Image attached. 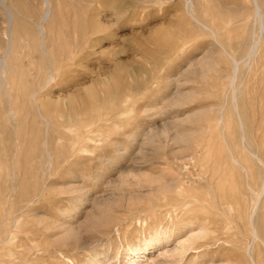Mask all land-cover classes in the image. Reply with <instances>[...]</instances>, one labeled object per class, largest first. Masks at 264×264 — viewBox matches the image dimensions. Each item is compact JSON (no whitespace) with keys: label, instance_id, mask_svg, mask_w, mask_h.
Segmentation results:
<instances>
[{"label":"rangeland","instance_id":"obj_1","mask_svg":"<svg viewBox=\"0 0 264 264\" xmlns=\"http://www.w3.org/2000/svg\"><path fill=\"white\" fill-rule=\"evenodd\" d=\"M1 2L0 264H264V0Z\"/></svg>","mask_w":264,"mask_h":264},{"label":"bare ground","instance_id":"obj_2","mask_svg":"<svg viewBox=\"0 0 264 264\" xmlns=\"http://www.w3.org/2000/svg\"><path fill=\"white\" fill-rule=\"evenodd\" d=\"M255 2H257V3H259L257 0H254ZM45 2V1H44ZM2 3H3V5H2ZM256 3V4H257ZM1 5H2V8L3 7H5V9L7 10L8 8H7V5L4 3V2H1L0 3ZM255 4V3H254ZM45 5H46V7H47V4L45 3ZM44 5V6H45ZM257 6V5H256ZM257 8H258V6H257ZM256 7H255V9H257ZM4 9V8H3ZM47 9V8H46ZM5 10V11H6ZM48 11V10H47ZM13 12V11H12ZM17 12V11H16ZM45 12H46V10H45ZM5 13V12H4ZM7 13V14H6ZM6 13H5V15H7V19H6V27H5V31H4V37H5V48H4V57L2 58V59H0V68H3V67H5V58H6V56L5 55H7V53H8V51L13 47V43H14V37H13V16L11 17V15H10V12H9V10H7L6 11ZM48 13V12H47ZM13 14V13H12ZM44 15H45V13H44ZM255 16L256 17H259L260 16V12H259V8L257 9V11H255ZM15 17V16H14ZM46 17V16H45ZM255 17V18H256ZM261 19V18H260ZM5 20V19H4ZM256 20H257V18H256ZM40 32V31H39ZM260 80V79H259ZM260 82H261V80H260ZM262 89H263V87H262ZM258 91V90H257ZM263 91V90H262ZM262 94V93H261ZM261 105V104H260ZM259 105V106H260ZM261 111V110H260ZM263 113V112H262ZM264 119V118H263ZM239 121H241L240 120V118H239ZM258 125V124H257ZM241 131H242V129H241ZM243 135V134H242ZM263 135V134H262ZM260 138H261V136H260ZM179 139H182L181 137H179ZM183 140V139H182ZM263 140V139H262ZM184 141V140H183ZM183 141H180V142H183ZM188 142V141H187ZM260 142H261V140H260ZM242 143V142H241ZM243 144V143H242ZM263 144V143H262ZM185 145H188V143L187 144H183V146L185 147ZM264 145V144H263ZM263 148V147H262ZM247 151V150H246ZM264 153V152H263ZM259 156H257V159L258 160H260V161H262L261 159H260V157L258 158ZM264 158V157H263ZM262 163V162H261ZM264 163V162H263ZM264 167V166H263ZM264 180V179H263ZM262 185V184H261ZM167 188V187H166ZM263 188V187H262ZM169 191V190H168ZM172 191V190H171ZM221 191V190H220ZM170 192V191H169ZM230 192V191H229ZM263 192V191H262ZM173 193V192H172ZM259 196V195H258ZM224 197V196H223ZM209 199V198H208ZM238 199V198H237ZM236 200V199H235ZM224 201V200H223ZM234 202V201H233ZM207 203V202H206ZM225 204V203H224ZM236 204H238V203H235V205ZM185 205V204H184ZM221 206V205H220ZM223 206V205H222ZM197 207V206H196ZM195 207V208H196ZM184 208V207H183ZM232 209H233V207H231ZM256 208V207H255ZM199 209V208H198ZM253 209H254V207H253ZM204 210V209H203ZM253 211V210H252ZM252 214V213H251ZM252 218H253V216L250 218L249 217V220H248V224H249V226H250V235H252V237H253V239L254 240H256L257 238H259V236H258V233H257V230H256V228H255V224H254V221L252 220ZM206 233V230L204 229V228H201L200 230H198V231H196V232H190V234L188 235V236H186L184 239H182V240H179L178 242H177V244H176V246L174 247V249H172L173 251L171 252L172 254H174V255H177V256H179V257H181L182 255H184L187 251L189 252V249L190 248H192V245L199 239V238H201L204 234ZM159 234V233H158ZM102 235V234H101ZM93 237V236H92ZM99 237H101V236H99ZM89 238V237H88ZM88 238H86V239H88ZM97 239H98V237H96ZM94 239V237H93V241H86V242H83V247H89L91 250H92V253L94 254V256H98V250L96 251L95 250V244L98 242V240L97 239ZM164 239L166 242H167V240L169 239V236L168 235H162V236H160V237H158L157 235H155V236H153V237H151L150 239H148V240H144L142 243H139V244H134V245H132L131 246V249H130V251L129 252H127L126 254H125V259H127V261H125V264H138V261H136L135 259H133L134 258V255H136V254H138V253H144V252H147V250L149 249V248H154L158 243H159V241H160V239ZM89 240V239H88ZM85 241V240H84ZM102 242V241H101ZM161 243V242H160ZM102 245V244H101ZM98 247V246H97ZM81 249H83V248H81ZM80 249V250H81ZM85 249V248H84ZM97 249V248H96ZM150 250V249H149ZM103 251V250H102ZM117 252H119V251H117ZM170 252V251H169ZM88 253V252H87ZM11 255V254H10ZM100 255V254H99ZM142 255V254H141ZM12 256H14V255H12ZM138 256V255H137ZM94 258V257H93ZM92 258V259H93ZM114 258V257H113ZM117 258V257H116ZM99 259V258H98ZM10 260V259H9ZM11 260H13V259H11ZM11 260H10V262H11ZM18 260V259H17ZM16 259H15V261H17ZM23 260V259H22ZM89 260V259H88ZM113 260H115V259H113ZM13 262V261H12ZM93 262V261H92ZM99 262V261H98ZM86 263H88V262H86ZM85 262H84V264H86ZM93 264H94V262H93Z\"/></svg>","mask_w":264,"mask_h":264}]
</instances>
